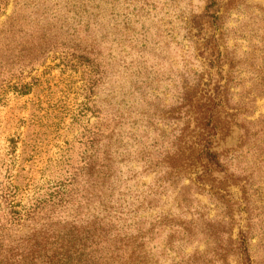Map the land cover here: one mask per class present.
Returning <instances> with one entry per match:
<instances>
[{"label": "rangeland", "instance_id": "1", "mask_svg": "<svg viewBox=\"0 0 264 264\" xmlns=\"http://www.w3.org/2000/svg\"><path fill=\"white\" fill-rule=\"evenodd\" d=\"M4 1L0 0V193L11 185L21 193L18 200L24 196L23 203L44 196L50 185L78 174L90 150L88 132L106 126L102 138H108L112 170L117 174L112 200L127 192L137 194L138 203L153 199L154 209L142 213V228L149 229L152 223L159 229L151 240L144 238L139 264H245L232 241L238 240L241 230L251 236L246 254L251 264H264V91L260 80L264 77V0H216L223 70L234 78V100L241 104L237 122L214 143L218 152L240 148L231 165L233 184L229 182L228 187L235 202V225L231 234L219 233L223 250L213 248L219 243L214 237L204 239L202 234L190 237L186 245L175 242L170 249L162 229L165 222L158 225L157 221L165 215L183 220L189 216L176 206L177 190L160 188L163 193L148 196L166 175L159 165L164 150L180 138L186 125L183 118L177 123L158 117L175 106L185 83L194 87L195 75L205 71L195 16L205 15L208 0H7L5 11ZM43 42L58 49L61 43L80 42L103 58L107 78L95 89L88 110L80 75L61 70L53 53L39 54ZM20 49L25 59L36 61L26 70L30 71L26 81L38 78L27 94L1 85L17 75L18 68H12L10 61ZM105 143L102 140L101 146ZM196 192L189 190L192 210L197 207L216 215L209 197ZM3 209L0 198V219ZM82 210L90 219L104 214L99 206ZM115 223L123 227L122 221Z\"/></svg>", "mask_w": 264, "mask_h": 264}, {"label": "trees", "instance_id": "2", "mask_svg": "<svg viewBox=\"0 0 264 264\" xmlns=\"http://www.w3.org/2000/svg\"><path fill=\"white\" fill-rule=\"evenodd\" d=\"M1 4L5 11L8 1ZM215 8L216 0H208L205 15L195 16L200 24L197 43L201 45L199 49L205 59L202 62L205 71L195 75L194 87L185 83L176 96L175 106L169 107L163 111V116L158 117L161 121L170 119L178 123L181 118L186 121L181 128L180 138H176L164 150L159 165L165 168V177L159 179L155 191L148 193V196L155 198L163 193L159 191L160 188L164 191L167 188L177 190L176 206L181 214L189 216V219L186 216L183 220L182 216L173 218L165 215L157 221L158 225L165 222L162 229L168 234L167 245L170 249L175 242H180V246L186 245L190 237L192 239L195 234H202L204 239L214 237L219 243L215 242L213 248L223 250L219 233L231 234L235 225V202L228 187L233 184L230 182L233 179L231 165L239 156L240 148L218 152L214 150V143L237 122L241 104L234 100V78L223 70L221 22L219 10ZM211 9L210 14L208 10ZM7 33H11V30H7ZM73 43L71 46L58 44V49L57 45L49 46V42H43L44 48L38 51L41 55L53 53L54 60H58L57 65L62 66L61 70L80 75L86 98L84 107L88 110L87 103L91 101L95 89L107 78V68L103 58L94 53L92 47L82 46L80 42ZM23 50L12 54L10 61L12 68L17 66V75L13 74L1 83L18 94L29 93L33 81H38L33 77L31 81H26L30 72L26 70L32 68L36 61L33 58L25 59ZM260 80L264 91V77ZM242 103L246 107L245 101ZM105 128L98 127L88 132L90 150L84 154L77 169L78 174L71 173L64 180L50 185V191L44 196L28 198L23 203L24 196L19 200L17 198L21 195L17 187L9 185L1 189L4 209L0 219V264H139L144 238L151 240L156 229H159L152 223L149 229L142 228V213L154 209L153 199L144 198L138 203L139 196L127 192L131 202L126 200V193L112 200L111 192L116 188L117 174L112 170L114 162L108 138H102ZM102 140L106 141L104 146H101ZM145 161L148 163L147 159ZM247 184L248 180H245L241 185L243 196L246 195ZM79 185V189L75 187ZM191 188L209 197L217 210L216 215L211 216L208 211L203 212L197 207L192 210ZM244 199V204H247L246 197ZM107 202L112 205L107 207ZM91 206H99L103 216L90 219V215L83 214L82 209ZM124 207H127L126 211ZM68 216L71 219L68 220ZM128 220L132 223L127 224ZM117 221H122V228H118ZM245 221L248 229L249 219ZM249 239L251 236L248 237V232L241 230L238 240H232L241 259L245 257V264L252 263L246 255Z\"/></svg>", "mask_w": 264, "mask_h": 264}]
</instances>
